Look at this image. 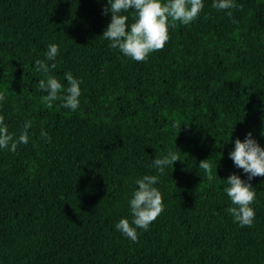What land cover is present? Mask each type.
Masks as SVG:
<instances>
[{
    "label": "trees",
    "instance_id": "trees-1",
    "mask_svg": "<svg viewBox=\"0 0 264 264\" xmlns=\"http://www.w3.org/2000/svg\"><path fill=\"white\" fill-rule=\"evenodd\" d=\"M236 3L229 16L204 0L134 61L102 36L107 0H0V113L16 135L32 121L27 144L0 150V264H264V176L251 180V226L223 192L230 174L247 178L228 155L234 140L251 131L264 146V0ZM49 43L52 73L82 80L75 111L38 87ZM169 150L180 160L156 173ZM145 173L159 175L165 207L132 241L115 223L131 219Z\"/></svg>",
    "mask_w": 264,
    "mask_h": 264
},
{
    "label": "clouds",
    "instance_id": "clouds-1",
    "mask_svg": "<svg viewBox=\"0 0 264 264\" xmlns=\"http://www.w3.org/2000/svg\"><path fill=\"white\" fill-rule=\"evenodd\" d=\"M212 7L227 10L226 14L231 16V9L238 5L236 0H212ZM203 8L204 0H107L103 11L110 12L111 18L102 36L109 41V47L118 48L124 56L134 61H146L150 53L163 48L169 40L172 21L187 25L198 17ZM129 10L134 17L131 22ZM58 52L59 45L49 43L43 58L34 60L35 71L44 74V78L38 81V87L45 93L43 99L49 105L59 101L63 107L75 111L81 103L82 80L67 71L63 74L67 81L64 83L52 73ZM4 100V94L0 93V102ZM31 125V120H25L19 135H16L5 123V115L0 113V150L15 151L18 144H27ZM261 134L264 135V132ZM40 135L47 141L51 140L43 129ZM228 155L235 166L247 174L246 179L237 173L224 179L223 192L231 201L228 212L241 226H251L256 217L253 202L257 196V189L251 180L257 175L264 176V146L249 131L244 139L237 137L234 140V147ZM178 159L177 152L169 150L162 156H155L150 167L163 174ZM198 166L205 170L210 168L207 159L201 160ZM159 178L157 174L148 173L136 178V187L128 200L131 219L121 217L115 223V228L132 241L138 239V229L147 230L164 210L162 193L157 186Z\"/></svg>",
    "mask_w": 264,
    "mask_h": 264
}]
</instances>
